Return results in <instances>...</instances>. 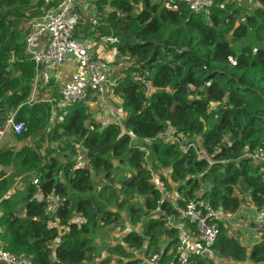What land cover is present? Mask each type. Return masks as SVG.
Segmentation results:
<instances>
[{
  "label": "trees",
  "instance_id": "16d2710c",
  "mask_svg": "<svg viewBox=\"0 0 264 264\" xmlns=\"http://www.w3.org/2000/svg\"><path fill=\"white\" fill-rule=\"evenodd\" d=\"M60 1L0 0V124L12 117L22 123L19 134L9 130L14 141H33L0 146V246L33 264H82L99 255L93 229L120 217L107 209L112 205L140 223L110 246L115 264H147L152 254L166 264L177 243L167 219L188 200L224 216L245 203L253 212L264 208V160L250 156L259 149L264 157V48L243 43L250 29L264 31V0L245 15L236 0H213L199 12L178 0L174 7L164 0H90L94 23L77 20L73 37L97 30L124 59L108 88L124 112L120 124L91 120L84 98L59 107L61 83L43 76L25 51L32 22ZM168 128L176 141L161 137ZM195 135L203 154L180 149ZM43 143L57 150L41 149ZM73 143L86 163L74 159ZM114 161L132 172L113 180ZM151 167L168 169L174 197L162 196ZM90 169L105 180L96 191ZM222 218L213 256L264 264V237L241 242L242 229ZM213 258L191 256L187 264H216Z\"/></svg>",
  "mask_w": 264,
  "mask_h": 264
},
{
  "label": "built area",
  "instance_id": "2783aa9c",
  "mask_svg": "<svg viewBox=\"0 0 264 264\" xmlns=\"http://www.w3.org/2000/svg\"><path fill=\"white\" fill-rule=\"evenodd\" d=\"M51 0H44L45 3ZM74 0H61L55 8H50L39 19L31 24L30 32L25 36V51L35 66L45 68L56 67L65 59L72 58L75 66L70 76L61 83L58 106L64 107L83 99L88 91L100 100L108 96V88L112 83L107 75V64L99 57H91L84 40L74 38L73 33L77 18L72 13ZM176 0H164V4L174 7ZM190 11L199 12L212 4L213 0H178ZM94 23V19H91ZM46 36V44L38 47L34 40ZM11 130L15 135L22 130V123L14 122L12 117L0 124V141L5 133ZM166 134V133H165ZM166 140L176 141L167 134ZM193 146L186 143L183 151ZM181 148V146H180ZM250 156L263 161L262 152L257 149ZM36 181L33 180V183ZM175 220L167 219V224L176 229L177 243L173 259L166 264H187L191 256H210L213 258L212 245L217 235V222L221 221L222 213L212 208L207 202L188 200L178 209ZM256 221V222H255ZM252 235L255 239L264 237V208L255 212L252 223ZM255 226V227H254ZM147 264H163L160 254H152L144 259ZM0 264H33L23 253H12L0 246Z\"/></svg>",
  "mask_w": 264,
  "mask_h": 264
},
{
  "label": "rangeland",
  "instance_id": "374dc122",
  "mask_svg": "<svg viewBox=\"0 0 264 264\" xmlns=\"http://www.w3.org/2000/svg\"><path fill=\"white\" fill-rule=\"evenodd\" d=\"M155 1H158V0H155ZM90 4H91V2L89 0L88 5L87 4L85 5V8L87 10H89L88 6ZM257 5H258V3L256 0H236L235 6L238 8L241 15H245V14H252L254 8H256ZM90 15L93 16L94 12H92V14H90ZM259 22L264 23V19L263 20L259 19ZM79 23H85V26H88L87 21L82 20ZM81 25H84V24H81ZM79 29H82V27L80 25L78 26V30ZM88 29L90 30V28H88ZM97 34L102 35L101 33L97 32V30H94L90 34V36H88V37L93 39L94 43L97 41L103 42L105 50H107V48L111 47V46H109V45H111V43H110L112 40L111 38H109L108 36L106 37L105 34H103L102 36L97 35ZM243 43H248L252 48H254V47L264 48V31H263V29L260 28L257 31H254V29H250L249 34L245 37V39L243 40ZM90 53L91 54L93 53L92 47L90 48ZM94 56H96V55H94ZM120 60L121 61L123 60V62H124V59H120ZM106 64H107V66L109 65L107 62H106ZM112 64L113 63L110 62V65H112ZM39 78H40V76L37 75L35 78V82H37V80ZM91 96L92 95H86L84 97L86 102L89 101V98ZM98 108H99L98 105L95 106V110ZM97 113H98V111L95 112V116H97ZM94 117L91 115V117H90L91 120H95ZM88 121H90V120H88ZM170 130L171 129L168 128V131H167L168 134H170ZM186 141L187 140L182 139V141L180 143V146H181L180 149L181 150L185 148ZM192 143H193V146L191 148L196 152V154L197 155H199L200 153L203 154V151H202L201 146H200L199 135L194 136V140H192ZM3 144L4 145H12L14 148H17L21 144L33 146V141L28 140V141L16 142V141H14L11 132L8 130L5 133V136L3 137V139L0 141V146ZM48 147L55 148L56 144L50 145L48 143H43L41 146V149L48 148ZM73 147L75 150L74 159H77L79 163H86V161H85L86 159L84 157V151L82 150L81 146L78 143H73ZM55 150H57V149L55 148ZM145 158L148 159V154L145 156ZM114 163H115V166L117 168L113 172V180H117L118 178L122 177L123 175L126 176L130 172H132L128 166L121 165L117 161H114ZM147 166L149 167L148 161H147ZM90 170H91L90 176H91V179H92V182L94 185V191H96L105 182V180L102 178L100 173H95L92 169H90ZM159 172H160V174H159ZM150 173H151V180L153 181L154 185L162 191V196H165V195L170 196V197L175 196V187L177 185V182H172L168 178V174H167L168 169L164 170V169H161L160 167H155V168L151 167ZM157 176H158L159 180H158ZM114 182H116V181H114ZM17 183H18V181H17ZM124 197L127 199V201H130L132 199V197H130V195L124 196ZM136 199H137V201L140 200L138 197ZM242 206H243V208H242L243 210H241V211H246L243 214H246V213L251 214V212H253L251 210V207L247 203L243 204ZM106 207H107V209L112 210V211H115V210L119 211L120 217L117 219V221L114 224H112L110 226V228H107V226H104V227H96L93 229V236H91V237L93 238V240L95 237V241H94L95 244H93V242H92V244L94 246L101 247V248H98L99 255L97 257H95V256L91 257L90 259L84 261L82 264H115L113 257H117V255L113 251H111L110 246L115 244L117 241H119V239L121 238V234L125 230H128V229L132 230L133 229V230L138 231L140 229V223H136V224L130 223L129 220L127 219L126 213L123 209L119 210L112 205L111 206L106 205ZM254 215H255V212H253L252 218L250 217V219H252V221L251 222L248 221V223H246V221L244 219H240V217H242V216H241V213L239 210L238 212H236L232 216L233 218L230 221H228L229 224L234 222V223H236L237 226H241L244 223L247 224V225L244 224L245 226H243L241 232L238 235L239 236L238 239L241 242L244 241L246 239V237H248V234L250 233L249 229L247 227H248V225L250 226V224L252 225L253 220H254ZM98 223H100V222H98ZM230 226L232 227L233 225H230ZM244 233H245V235H244ZM242 234L244 236H241ZM213 259L215 260L216 264H230L231 263V261L219 260L216 256Z\"/></svg>",
  "mask_w": 264,
  "mask_h": 264
},
{
  "label": "crops",
  "instance_id": "0c3cea01",
  "mask_svg": "<svg viewBox=\"0 0 264 264\" xmlns=\"http://www.w3.org/2000/svg\"><path fill=\"white\" fill-rule=\"evenodd\" d=\"M85 1H78L76 0L73 8H72V13L75 15V17L77 18V20L80 22L82 20L90 22L92 16L90 14H92V10L89 7V10H87L85 8ZM35 44L38 47H43L46 44V36L42 35L39 36V38L34 40ZM85 44L88 46V52L90 55H96L95 57H99L102 58L105 62H107L109 65L107 66V75L110 79L113 78V76H116L118 71H120L121 69V64L120 61L117 59L115 50L113 47H109L107 48V50L104 49V43L97 41L94 43L93 39H91L90 37H86V39H84ZM110 46V45H109ZM93 48V53H90V48ZM110 62H112L113 64L110 65ZM75 66V61L72 58H67L65 59V61L63 63H61L60 65L56 66V67H49V68H45L43 67L42 70V75H46L52 79H54L55 81H58L60 83H63L69 76L70 73L73 71ZM92 95L89 98L88 106H89V113L94 117L95 116V112L98 111L97 116H95L94 118L100 122V123H105V122H109V121H117L120 124V121H122L124 112L121 111V109L118 108V99L117 98H110L109 99V94L106 97V99L104 100H100L98 96L93 95L92 93L89 94ZM99 106L98 109L95 110V106ZM168 133L166 134H162L161 137H163L165 140L168 138L167 136ZM20 185V183H17V181L15 182L14 186L11 187L10 192H13L14 189L16 190V188ZM250 208V207H249ZM241 216L240 219H244L246 221V223L251 222L252 219H250V217L252 218L253 212H251V214L246 213L243 214L246 211H241L243 210L242 208L239 209ZM238 210V211H239ZM237 211V212H238ZM234 215V214H233ZM233 215L231 216H223L222 220L225 221H230L233 217ZM254 220H255V215H254ZM256 222V221H255ZM245 224V223H244ZM242 224L241 226H237L236 223H230V225H233V227L238 228V229H242L243 226L247 225V224ZM249 229V234L248 237H246V239L244 241H246L247 239H254L253 235H252V225L250 224V226L248 225L247 227ZM245 235V233H244ZM243 234L241 236H244Z\"/></svg>",
  "mask_w": 264,
  "mask_h": 264
}]
</instances>
